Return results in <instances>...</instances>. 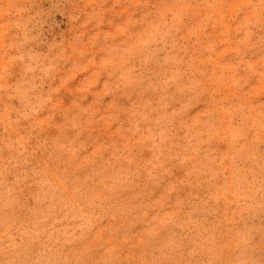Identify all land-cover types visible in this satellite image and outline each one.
I'll return each instance as SVG.
<instances>
[{"label": "rangeland", "instance_id": "1", "mask_svg": "<svg viewBox=\"0 0 264 264\" xmlns=\"http://www.w3.org/2000/svg\"><path fill=\"white\" fill-rule=\"evenodd\" d=\"M0 264H264V0H0Z\"/></svg>", "mask_w": 264, "mask_h": 264}]
</instances>
